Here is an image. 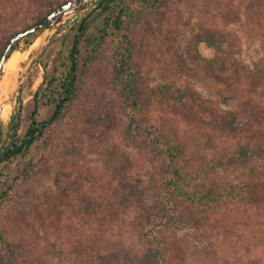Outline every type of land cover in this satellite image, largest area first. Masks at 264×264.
<instances>
[{"label": "trees", "instance_id": "1", "mask_svg": "<svg viewBox=\"0 0 264 264\" xmlns=\"http://www.w3.org/2000/svg\"><path fill=\"white\" fill-rule=\"evenodd\" d=\"M56 1L54 5L50 0H31L30 4L42 9L34 18L28 16L29 10L24 14L18 9L0 10V59L17 28L42 21L68 2ZM169 1L99 0L95 4L98 12L89 14L77 30L83 32L93 21L95 34L85 41L82 51L80 37L74 34L63 66L59 69L55 63L46 70L42 86L34 94L23 142L4 160L25 154L36 140L49 137L51 125L75 106L91 64L109 58L129 102V132L150 143L148 161L159 158L162 162V182L155 198L140 210L138 203L146 192L144 164L132 155H119L113 147L103 148L106 164L104 170L95 171L93 188L85 190L86 179L63 166L48 202L33 203L26 213L7 217L3 244L7 249L22 248L23 258L16 261L9 250L0 254V264H53L41 243H49L51 235L75 227L76 222L99 230L97 235L83 231L74 240V264H217V257H226L223 248L234 228L264 229V33L260 56L252 63L240 56V45L231 32L199 27L195 34L198 41L215 50L211 59L201 62L205 73L234 89L239 97L231 107L220 108L195 90L177 88L174 83L152 88L143 100L137 90L140 76L133 66L128 27L142 10L162 12ZM23 16L33 19L32 24L25 25ZM40 32L22 38L11 54L21 42L30 45ZM188 57L201 60L200 56ZM177 65L185 67L182 58ZM45 97L43 105L53 107L52 115L36 121L37 101ZM96 114L97 110L92 114L95 120ZM177 121L199 130V136L181 129ZM70 126L81 135H105L112 142L113 127L103 125L100 118L92 125L71 122ZM5 194L1 192L0 199ZM136 213L143 225L141 240L148 244L140 255L119 238ZM102 228L104 235L100 234Z\"/></svg>", "mask_w": 264, "mask_h": 264}, {"label": "rangeland", "instance_id": "2", "mask_svg": "<svg viewBox=\"0 0 264 264\" xmlns=\"http://www.w3.org/2000/svg\"><path fill=\"white\" fill-rule=\"evenodd\" d=\"M30 2L31 0H0V10L8 8L12 12L18 9L23 14L25 10H29L28 16L33 15L34 18L42 9ZM50 2L57 4L58 1ZM97 2L77 6L68 11L56 26L40 32L30 45L24 42L18 45L17 51L25 52L27 56L19 64L15 83L32 65L39 46L53 38L20 91L23 100L21 111H18V100H15L11 102L13 108L9 116L0 118V155L10 147L14 136L15 146L22 144L24 132L30 123L34 94L42 86L47 69L55 63L59 69L63 66L74 34L77 33L80 37L81 51L89 36L95 34L96 25L93 21L89 22L83 32L77 30L80 22L86 20L89 14L92 16L98 12L95 5ZM22 18L25 19V25L33 22L30 17ZM199 27H215L231 32L240 45V56L246 62L252 63L259 58L261 52L264 0H170L164 4L162 12L156 9L142 10L139 17L130 23L128 35L134 56L133 66L140 76L137 90L143 100L152 88L174 83L177 88L195 90L203 98L223 109L237 102L239 97L234 89L214 81L205 73L201 62L211 59L215 50L198 41L195 34L199 32ZM21 30L17 28L15 32ZM86 55L84 52L83 56ZM188 56H200L201 60L193 61ZM180 58L185 65L182 69L177 65ZM0 74L1 79L3 72ZM40 93L46 94L45 91ZM12 94L8 100H11ZM46 99L47 97L40 98L37 101L36 121L47 120L52 115L53 107L43 105ZM128 105L126 95L115 77L111 60L106 58L91 64L83 79L75 106L70 114L63 115L51 125L49 137L39 138L25 154H16L0 163V193H6L0 199V254L10 250L16 261L23 258L22 248L7 249L3 244L2 230L7 217L13 213H26L33 203L48 202L54 196L57 174L63 166L72 171L73 175L86 179L85 190L93 188V184L97 183V178L93 176L95 171L98 173L104 170L106 164L102 159L103 148L110 150L113 147L119 155H132L135 160L144 164L142 168L145 173L146 192L143 200L138 203L139 209H144L153 201L162 182V162L159 158H150L148 161L146 150L150 143L129 132L126 109ZM95 110L99 112L96 115L103 125L113 127L114 132L110 137L112 142L106 141L105 135H81L80 131L70 126L71 122L81 125L96 123L98 119L92 117ZM177 125L187 132L189 130L193 136L198 137L200 134L199 130L186 127L188 125L180 121H177ZM138 214L130 216V223L126 224V231L119 238L125 247L140 255L148 244L146 240H141L143 225ZM83 224L76 222L75 227L62 229L51 235L49 243H41L45 257L53 264H74V240L83 231L97 235L99 230L82 226ZM103 228L100 229L101 235H104ZM263 242V228L247 231L241 226L236 227L231 231L223 248L226 257H217V264H264Z\"/></svg>", "mask_w": 264, "mask_h": 264}, {"label": "water", "instance_id": "3", "mask_svg": "<svg viewBox=\"0 0 264 264\" xmlns=\"http://www.w3.org/2000/svg\"><path fill=\"white\" fill-rule=\"evenodd\" d=\"M99 0H71L66 2L65 4H63L62 6L58 7L56 10H54L51 14H49L47 17H45L42 21L35 23L31 26H29L26 29H23L19 32H17L12 38L11 40L8 42L3 55L0 59V73L3 70V65L6 63L7 59L9 58V56L11 55V50L12 47L19 42L22 38L26 37L29 34H32L36 31L41 30V33H43L44 31L53 28L54 26H56V24L62 19V17L68 12L71 11L73 9H75L77 6L83 4V3H95ZM53 41V38H50L47 42H43L35 56H34V60L32 65L29 67L28 70H26L22 76V78L16 83L15 89H14V93L12 94V98L11 100H9L10 102H14L15 100H18V111H21V106L23 104V100L22 97L20 95V91L23 88V86L26 84V82L28 81L33 69L37 66L38 61L40 59V57L42 56V54L44 53V51L46 50V48L50 45V43ZM7 102H4L2 105L7 104ZM0 106L1 107L3 106ZM16 145V136L13 137V142L10 145V147L0 156V163H2L6 157L13 151L14 147Z\"/></svg>", "mask_w": 264, "mask_h": 264}, {"label": "bare ground", "instance_id": "4", "mask_svg": "<svg viewBox=\"0 0 264 264\" xmlns=\"http://www.w3.org/2000/svg\"><path fill=\"white\" fill-rule=\"evenodd\" d=\"M27 54L25 52H14L7 59L6 63L3 65V76L0 79V106L3 102L7 104L2 105L0 109V118L9 116L12 111L13 105L8 100L11 93H14L15 89V75L18 71L19 64L25 59Z\"/></svg>", "mask_w": 264, "mask_h": 264}, {"label": "flooded vegetation", "instance_id": "5", "mask_svg": "<svg viewBox=\"0 0 264 264\" xmlns=\"http://www.w3.org/2000/svg\"><path fill=\"white\" fill-rule=\"evenodd\" d=\"M1 156V155H0Z\"/></svg>", "mask_w": 264, "mask_h": 264}]
</instances>
